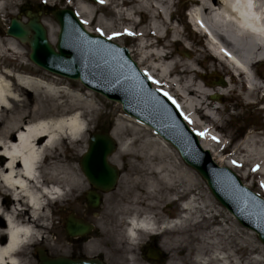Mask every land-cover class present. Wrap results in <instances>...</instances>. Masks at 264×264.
I'll return each mask as SVG.
<instances>
[{"label":"bare ground","instance_id":"6f19581e","mask_svg":"<svg viewBox=\"0 0 264 264\" xmlns=\"http://www.w3.org/2000/svg\"><path fill=\"white\" fill-rule=\"evenodd\" d=\"M114 1L104 0L102 4L111 6ZM120 1L115 8L135 4L129 6L127 10L123 8L117 10L119 21L136 25L137 14L146 12L149 15V24L139 31L138 37L141 40L136 49L139 56L135 60L152 84L163 93H168L172 102L175 101L173 104L191 129L197 135L206 132V135H198L203 148L210 151L218 164L235 171L245 186L252 188L258 179L264 180V131L248 133L246 140L234 152L244 154L238 159L219 154L223 151L221 146L225 143L224 140L221 136L214 140L208 133L219 120L222 107L216 101L207 98L214 94L221 95V98L225 95L230 97L234 95L237 91L235 86L237 77L232 76V80L231 78L227 80L226 85L230 87L228 91L222 87L213 90L208 87L209 82L193 63H186L183 59H178L175 52L169 51L171 41H187L185 34L179 30V24L172 16H167L174 0ZM0 2L4 4L5 0ZM194 3L192 20L196 28L208 33L217 42L214 45L216 54H213L212 59H228L223 52L226 51L238 62L242 71L238 68L235 70L239 72L247 89L246 102L258 108L264 103V80L261 81L256 70L257 64L264 65V0H194ZM74 9L88 28L95 11L84 1L74 6ZM43 22L48 27L51 44L56 45L58 29L47 21ZM111 26L110 29H106V25L100 23L99 30L107 37H116L113 36L116 33L113 24ZM119 30L122 31L121 34H133L130 29L120 27ZM168 34L171 37L169 40ZM195 52L197 59L194 62L205 66L201 62L204 52L197 48ZM133 56L135 57L134 54ZM220 65L224 66L222 63ZM13 77L16 82L12 81ZM41 92L51 96L52 104H48V101L41 97ZM62 97L68 99L60 100ZM25 99L31 102L29 110L19 109L12 113V109L22 104ZM95 109L94 102L76 98L68 86H60L54 91H49L44 77L28 74L16 76L11 70L0 71V264H32L30 254L24 257L19 254H22V250L26 251L32 242L43 237V230L51 225L48 196L56 198L61 205L63 199L71 192L83 188L85 183L83 173L76 171L71 157L68 155L63 158L61 153L55 155L53 149L65 140H71L74 145L70 146L69 151L77 153L78 146L86 140L87 131L83 130L82 119ZM4 111L5 115H2ZM199 111H203L202 116L210 118L213 125L207 124L199 115ZM256 111L264 113V105ZM238 113L235 112V115ZM129 117L132 118L129 120L133 125L128 127L124 123H118V126L111 130L112 136L119 143V148L112 154L111 160L117 164L121 155H132L143 162L146 161L148 165L130 179L124 174L121 185L142 184L153 200L161 194L167 198L169 192L174 196L170 198L171 201L175 202L186 193L189 196L180 202V213L177 218L199 220L200 212L210 206L207 202H210V196L207 201L201 199L202 195L197 191L196 174L191 173L188 167L168 161L164 153L149 139V135L136 145L140 139L136 137L140 128L152 131L163 143L168 141L139 118L130 115ZM215 147L220 149L218 150L220 159L215 155L217 154ZM50 152L52 154L49 158L50 163L45 166L44 159L47 161V154ZM154 160L155 162H151ZM234 161L236 163H233ZM259 186L264 195V184L260 183ZM10 201L12 206L7 205ZM155 206H157L155 202L149 205L150 208ZM62 210L60 207V211ZM52 213L54 215V210ZM152 219H156V216L149 210L140 211L136 208L122 218L123 234L129 245L136 238L137 229L155 232L161 228L166 230L185 224L161 222L159 226V223L150 221ZM217 231L219 234L220 228H217ZM3 232L6 235H2ZM91 244L93 245V242ZM212 256V259L197 256L196 263L238 264L233 251L225 253L218 251L217 248L212 252ZM255 258L258 264L264 263L261 255Z\"/></svg>","mask_w":264,"mask_h":264},{"label":"rangeland","instance_id":"374dc122","mask_svg":"<svg viewBox=\"0 0 264 264\" xmlns=\"http://www.w3.org/2000/svg\"><path fill=\"white\" fill-rule=\"evenodd\" d=\"M83 1L95 11L93 20L88 25V29L93 33L103 34L99 30L100 23L105 24L106 29H110L112 27L111 25L113 24L116 33H122V31L119 30L120 27H123V29H130L131 31L135 32L134 27H136L137 24L133 25L127 21L118 20L116 11L121 8V6H118L116 10L115 5L119 4L120 0H115L114 4L111 6H105L100 1L98 2V0H5L4 4L0 2V18H4L6 21H9L12 17H19L27 21L28 12L33 11L41 18V20L49 22L56 29H58L57 35H59L60 26L52 11L56 8H64L68 6L74 8V6ZM134 4L135 3H131L128 5V7ZM194 6V0H174V4L171 10L168 11L167 16H172L175 19L176 23L179 24V30L182 31L187 37V41H171L169 51L175 52V55L178 59H183L189 64L193 63L199 72L205 76L206 81L209 82V88L215 90L218 87H222V89L228 91L230 87L218 85V80L220 77H227L228 69L220 65L221 62L218 59H212L214 56H212L204 44L202 37L198 33L194 32L190 28V25L188 27L186 20H184L185 15L183 16V9L190 10L194 8ZM138 15L139 14H137V16ZM140 17L144 24L139 25V27L137 26L135 29L136 32H139L142 27L147 26L150 22V17L148 14H140ZM111 22L112 24H110ZM4 30L5 25L0 22V71L5 69L13 71L14 74H29L40 78L44 77L49 91H54L60 86H68L71 90H73V94L76 96V98L81 99L82 101L88 100L89 102L95 103L96 109L92 112H89L87 115L91 118V120H88L89 127L86 132L87 141L85 140L78 146V152L76 153L72 150L69 151L68 148L65 151L67 144L65 141L60 145V151L54 153L55 155L61 153L63 158L69 155L76 171L81 172L80 158L88 148L90 135L93 132L111 131L113 128L118 126V123H124L130 127L133 125V122L129 119L132 118L129 117V114L123 110L122 105L119 102L108 99L101 93L86 87L79 80L70 79L57 73H47L45 69L37 66L31 61L30 45L17 39L13 40V38L5 34ZM169 38H171L170 34H168V40ZM112 39L120 45L128 47L130 50H134L133 52L130 51L131 55L133 59L138 58L139 54L136 51L138 40L136 38L132 37L130 34H121V36L112 37ZM168 40L166 42H168ZM56 45L54 46L56 47ZM195 48L204 52L201 57V62L205 64V66L196 64L194 62L197 59ZM256 70L261 81H263L264 65L257 64ZM230 75V80H232V74L230 73ZM12 81L16 82L15 77H13ZM235 86L237 87V91L234 93V95L231 97L225 95L223 96L222 100L216 101L222 108L218 116L219 120L215 123L214 127L208 131V133L211 137L221 136L223 138L225 143H222L221 147L224 148L226 146V151L228 153L226 155L223 154V152L219 154L222 156L230 155V158L238 159L244 154L241 152L234 154V152L239 148L240 144L246 140V136L249 133L248 130L259 133L264 131V113L261 111H256L260 110L264 103L260 104L258 107L259 109L247 104L245 99L247 89L242 81V77L237 78ZM40 95L44 100L48 101V104H52L50 95H46L44 92H41ZM67 99V97H62L60 100ZM207 100H211V97H208ZM30 107L31 102L25 99L22 104L12 109V113H14L13 111H17L19 109L28 111ZM237 111L239 113L235 115V112ZM202 114H204V112L199 111V115L203 118V120L206 121L207 124L213 125V121L210 118L202 116ZM2 115H5V111L2 113ZM140 129L141 130L139 131V134L136 136L140 137V139L137 141L136 145H139L141 139H143L146 135H149V139L157 145L161 152L164 153V156L168 161L172 162L173 164H181L185 167H188L191 173L196 174L198 178L197 191L202 195L201 199L207 201L210 196V202L207 201L210 203V206L206 207L204 211L200 212L199 219L210 220L212 222H199L194 223L193 225L200 228L207 227V225H216L217 228H220L221 232L218 234L219 244L221 247L227 246V244L231 246L238 264H258L255 257L260 255L264 259V243L259 239L258 234L243 227L235 218V216L227 208L221 205L218 199L211 192L206 180L203 179V177L193 167L185 163L178 150L170 142H161V139L147 128ZM70 141V146H73L74 143H71ZM214 149L217 152V154H215L217 159H220L219 157L221 155H218V150L220 149L216 147ZM154 158H156V156ZM151 162H155V160ZM215 162L217 161L215 160ZM49 163L50 159L47 158V161H45L43 165L47 166ZM117 164L121 165V170L126 173L127 178L129 179L130 177L137 176L138 173H140V169L145 168L148 165L146 161L143 162L136 156L132 155H121ZM121 181L122 180H120L116 191L112 192L110 196L108 195L106 197L107 199L102 208V211L104 210L106 215H102L100 220H96V223L98 224V230L91 238L93 242V247H91V250H106V243L104 242L108 241L112 244L114 250L120 251L122 253L126 262L128 261L127 254L132 249V246L128 244L123 234L124 225L122 223V218L129 215L130 211L134 208L140 211L149 210L153 215L156 216V218H167L169 215H176L178 212H180V202L185 201L189 195L184 193L182 197L178 196V201L172 202L170 198H173L174 196L168 192L167 198L164 194H161L157 199L153 200V198H151V196L147 193L144 185L130 184L122 186ZM250 182L252 181L250 180ZM260 183L264 184V180L261 178L256 181L255 185H253L251 189L259 193L261 196H264L262 195L263 193L259 186ZM86 189H88V186L86 187V184L84 183L82 189L71 192L68 199L66 200L65 198L61 205H54V223L51 231L45 230V235L47 238L43 240L44 247L48 248L50 252L55 250H63L67 247V244L64 245V243H67L66 240L70 242L69 237H67L64 232V224L70 213H75L78 217H82L84 213H89L90 209L87 206L85 195ZM153 202H155L157 206L150 208L149 205ZM60 207L63 208L62 211H60ZM102 211L99 213L101 214ZM204 214H208L210 216L205 217ZM91 221L95 222V219L92 217ZM57 225H59L58 231L60 232V236L56 238L54 233L56 231ZM172 228L181 227L173 226ZM60 240L62 243H59ZM67 250L68 248H66V251ZM30 251L32 264H37V260H35L33 257L34 249L32 247L30 248ZM226 251L227 250L225 249V252ZM193 264H197L196 258L193 259Z\"/></svg>","mask_w":264,"mask_h":264},{"label":"water","instance_id":"95a60500","mask_svg":"<svg viewBox=\"0 0 264 264\" xmlns=\"http://www.w3.org/2000/svg\"><path fill=\"white\" fill-rule=\"evenodd\" d=\"M53 14L61 26L58 51L34 13L29 14L28 24L13 18L7 34L30 42V58L36 64L81 80L87 87L119 101L127 113L152 126L202 174L216 198L243 225L254 229L264 242V199L245 187L233 171L213 161L211 153L201 146L199 138L169 98L153 88L129 49L89 32L71 8L57 9ZM220 83L226 84L225 80ZM117 146L110 133H93L89 149L81 160L82 170L91 184L105 192L115 189L119 179L118 167L109 161ZM88 199L92 206H99V194L91 191ZM66 228L70 235L79 236L91 233L93 225L71 217ZM39 258L40 264H70L66 259L54 260L43 254Z\"/></svg>","mask_w":264,"mask_h":264},{"label":"flooded vegetation","instance_id":"af4514ba","mask_svg":"<svg viewBox=\"0 0 264 264\" xmlns=\"http://www.w3.org/2000/svg\"><path fill=\"white\" fill-rule=\"evenodd\" d=\"M87 184V180H85ZM110 193L103 196V201L100 207L93 208L88 203L89 213H84L81 217L86 221H91L96 216H104L103 205L105 204L106 197ZM19 201V200H17ZM8 206H12L10 201ZM102 211L100 214L99 212ZM152 222H182L185 224L201 222H212L210 220H196V219H177V218H156L150 220ZM96 230L98 225L95 219ZM57 225L54 236H60ZM64 232L69 237L70 242L66 240L68 250H55L49 253L53 258H66L71 264H128L125 262L123 255L120 251L114 250V247L108 241H105L106 250H91L92 236L71 237L67 234L64 226ZM94 232V233H95ZM179 232V233H173ZM135 239L131 251V264H193V259L197 256L212 259V252L218 248L220 251L221 246L218 243L217 226L211 225L204 228L195 227L193 225H186L184 228L175 229H159L155 232H148L146 230L137 229L135 231ZM59 242V241H58ZM59 243H62L61 241ZM224 248V247H223ZM228 252H232L231 246L227 244L225 247ZM33 257L37 260V253L34 251Z\"/></svg>","mask_w":264,"mask_h":264},{"label":"snow or ice","instance_id":"6c2138e0","mask_svg":"<svg viewBox=\"0 0 264 264\" xmlns=\"http://www.w3.org/2000/svg\"><path fill=\"white\" fill-rule=\"evenodd\" d=\"M100 2L103 3L104 0H100ZM85 23H86V22H85ZM117 35H121V33H114V34H113V36H117ZM156 83H159V82L156 81ZM164 95H165V96H168L169 94H168V93H164ZM173 102H175V101H173ZM198 135H201V136L206 135V132H200V133H198ZM213 139L215 140V139H217V138H216V137H213ZM233 163H236V162L234 161ZM257 167H259V166H257Z\"/></svg>","mask_w":264,"mask_h":264}]
</instances>
